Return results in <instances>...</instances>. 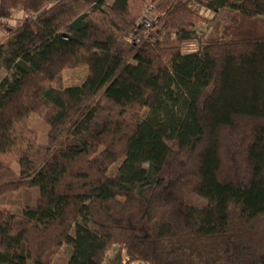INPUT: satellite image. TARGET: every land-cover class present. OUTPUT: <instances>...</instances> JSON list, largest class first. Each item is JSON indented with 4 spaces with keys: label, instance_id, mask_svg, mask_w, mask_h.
Wrapping results in <instances>:
<instances>
[{
    "label": "trees",
    "instance_id": "obj_1",
    "mask_svg": "<svg viewBox=\"0 0 264 264\" xmlns=\"http://www.w3.org/2000/svg\"><path fill=\"white\" fill-rule=\"evenodd\" d=\"M0 12V264H264V0Z\"/></svg>",
    "mask_w": 264,
    "mask_h": 264
},
{
    "label": "rangeland",
    "instance_id": "obj_2",
    "mask_svg": "<svg viewBox=\"0 0 264 264\" xmlns=\"http://www.w3.org/2000/svg\"><path fill=\"white\" fill-rule=\"evenodd\" d=\"M106 3H110L111 0H105ZM4 14L0 12V18L3 17ZM153 22V21H152ZM154 25V24H153ZM203 31V30H201ZM2 38V34L0 33V39ZM87 67H80L76 69H69L67 70L61 78V84L64 85L69 83H78L82 81L84 78V75H86ZM5 72H0V81L4 78ZM38 196V192L36 189H24L20 190L18 192L8 193L4 195L0 199V209H6L10 212H20L21 206H30L34 204L35 199ZM88 200H85L84 202H87ZM187 205L192 207H204L206 205V200L197 197L195 195L190 196L186 200ZM149 231V226L146 224L141 225V227L137 230V233L139 235H142V233H146ZM62 253L64 256L68 257L70 254V249L66 246L62 248Z\"/></svg>",
    "mask_w": 264,
    "mask_h": 264
},
{
    "label": "built area",
    "instance_id": "obj_3",
    "mask_svg": "<svg viewBox=\"0 0 264 264\" xmlns=\"http://www.w3.org/2000/svg\"><path fill=\"white\" fill-rule=\"evenodd\" d=\"M151 7H149L141 16V23H142V27H146V28H150L153 26V22L151 20Z\"/></svg>",
    "mask_w": 264,
    "mask_h": 264
}]
</instances>
